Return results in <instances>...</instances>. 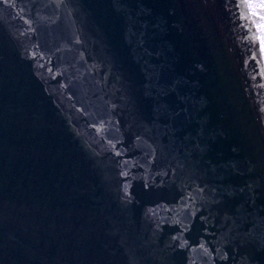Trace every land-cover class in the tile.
<instances>
[{
  "label": "water",
  "instance_id": "95a60500",
  "mask_svg": "<svg viewBox=\"0 0 264 264\" xmlns=\"http://www.w3.org/2000/svg\"><path fill=\"white\" fill-rule=\"evenodd\" d=\"M260 3L0 0V264H264Z\"/></svg>",
  "mask_w": 264,
  "mask_h": 264
},
{
  "label": "snow or ice",
  "instance_id": "6c2138e0",
  "mask_svg": "<svg viewBox=\"0 0 264 264\" xmlns=\"http://www.w3.org/2000/svg\"><path fill=\"white\" fill-rule=\"evenodd\" d=\"M258 7L260 8L261 13H262L260 17L262 23L260 24L259 28L261 32V35H260L261 51L264 52V0H261V3L258 5Z\"/></svg>",
  "mask_w": 264,
  "mask_h": 264
}]
</instances>
